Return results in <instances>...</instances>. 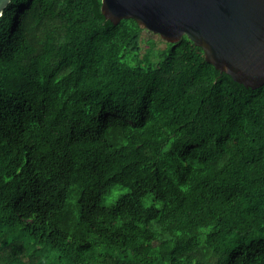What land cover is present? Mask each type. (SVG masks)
<instances>
[{
	"label": "trees",
	"instance_id": "16d2710c",
	"mask_svg": "<svg viewBox=\"0 0 264 264\" xmlns=\"http://www.w3.org/2000/svg\"><path fill=\"white\" fill-rule=\"evenodd\" d=\"M101 7L0 18V264H264V86Z\"/></svg>",
	"mask_w": 264,
	"mask_h": 264
},
{
	"label": "water",
	"instance_id": "95a60500",
	"mask_svg": "<svg viewBox=\"0 0 264 264\" xmlns=\"http://www.w3.org/2000/svg\"><path fill=\"white\" fill-rule=\"evenodd\" d=\"M13 0H0V18ZM114 24L134 19L169 43L183 36L246 88L264 86V0H102Z\"/></svg>",
	"mask_w": 264,
	"mask_h": 264
},
{
	"label": "rangeland",
	"instance_id": "374dc122",
	"mask_svg": "<svg viewBox=\"0 0 264 264\" xmlns=\"http://www.w3.org/2000/svg\"><path fill=\"white\" fill-rule=\"evenodd\" d=\"M166 46L167 42L159 37V35L144 29L142 32L140 57L144 58L149 55L151 60L157 64V59H155L154 53L158 49L166 48ZM262 235H264V233L260 234L258 237H261Z\"/></svg>",
	"mask_w": 264,
	"mask_h": 264
}]
</instances>
